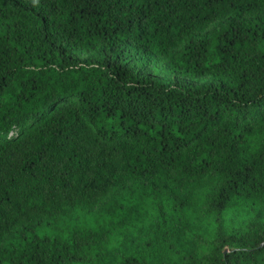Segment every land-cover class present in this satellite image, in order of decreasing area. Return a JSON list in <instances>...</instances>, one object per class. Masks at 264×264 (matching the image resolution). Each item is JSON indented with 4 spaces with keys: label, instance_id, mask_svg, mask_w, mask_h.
Segmentation results:
<instances>
[{
    "label": "trees",
    "instance_id": "obj_1",
    "mask_svg": "<svg viewBox=\"0 0 264 264\" xmlns=\"http://www.w3.org/2000/svg\"><path fill=\"white\" fill-rule=\"evenodd\" d=\"M262 243L264 0H0V264Z\"/></svg>",
    "mask_w": 264,
    "mask_h": 264
},
{
    "label": "water",
    "instance_id": "obj_2",
    "mask_svg": "<svg viewBox=\"0 0 264 264\" xmlns=\"http://www.w3.org/2000/svg\"><path fill=\"white\" fill-rule=\"evenodd\" d=\"M263 244H264V243H262V245H263ZM227 250H228V249H226L225 252H227Z\"/></svg>",
    "mask_w": 264,
    "mask_h": 264
}]
</instances>
